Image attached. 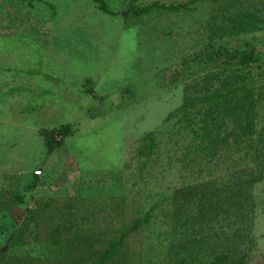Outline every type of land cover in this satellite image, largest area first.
I'll return each instance as SVG.
<instances>
[{
	"label": "rangeland",
	"instance_id": "1",
	"mask_svg": "<svg viewBox=\"0 0 264 264\" xmlns=\"http://www.w3.org/2000/svg\"><path fill=\"white\" fill-rule=\"evenodd\" d=\"M102 1L0 0V264H264L252 148L228 120L213 142L176 121L239 69L264 137V0Z\"/></svg>",
	"mask_w": 264,
	"mask_h": 264
},
{
	"label": "trees",
	"instance_id": "2",
	"mask_svg": "<svg viewBox=\"0 0 264 264\" xmlns=\"http://www.w3.org/2000/svg\"><path fill=\"white\" fill-rule=\"evenodd\" d=\"M92 1L101 12L111 13L102 0ZM175 8L177 9L178 5L173 7V9ZM145 10L146 7H134L130 5L121 11L120 14L123 17L127 14L140 15ZM224 55L228 62L232 61L237 64H244L252 58L251 51L244 53L233 50L229 53H224ZM227 71L228 77H215L218 86L211 91H208L207 87L209 83L208 79H205L199 87L201 88L200 91L205 94H201L198 99L197 109H193L190 116L185 117V124L181 123L183 115L180 117V120L177 119L176 121H179L182 131L185 130L193 136L204 138L207 142H213L214 132L219 130L225 120L230 121L233 126L230 130V135L233 134L234 136L231 143L233 151L243 150L246 152V148L251 147L255 155L254 159L257 161L256 167L264 170V137L261 138L256 134L254 125V97L250 90L245 89V86L240 89L239 82L242 83L243 80L242 72L239 69H227ZM203 87H206V90ZM68 129L69 127L65 125L56 131L43 132L41 135L47 149L58 147L62 143V138L69 132ZM178 130L180 131V128ZM57 135L60 137L57 138ZM149 137V141L153 143L155 139L154 134ZM155 205L149 206L141 217L127 222L116 241L108 240L105 258L109 259L114 255L115 247L121 245L129 233L149 223V218Z\"/></svg>",
	"mask_w": 264,
	"mask_h": 264
},
{
	"label": "built area",
	"instance_id": "3",
	"mask_svg": "<svg viewBox=\"0 0 264 264\" xmlns=\"http://www.w3.org/2000/svg\"><path fill=\"white\" fill-rule=\"evenodd\" d=\"M34 174H39V170H37V171H34Z\"/></svg>",
	"mask_w": 264,
	"mask_h": 264
}]
</instances>
